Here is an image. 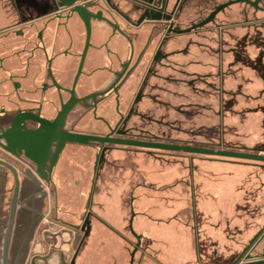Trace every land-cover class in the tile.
Instances as JSON below:
<instances>
[{
  "label": "flooded vegetation",
  "instance_id": "af4514ba",
  "mask_svg": "<svg viewBox=\"0 0 264 264\" xmlns=\"http://www.w3.org/2000/svg\"><path fill=\"white\" fill-rule=\"evenodd\" d=\"M193 1L0 0V134L14 128L17 131V127L22 133L34 131L41 127V122L55 124L61 119L63 132L189 145L157 134L168 125L157 119L156 107L170 106L164 100L171 84L191 87L207 82L209 77L200 69L199 72L187 69L188 64H204L203 49L206 54H214L219 65V49L204 43L205 35L218 33L220 29L215 20L218 13L203 17L200 22L208 20L204 25H186L188 16L192 19L198 11V5L218 1ZM255 2L258 6L264 0ZM75 149L94 152L92 179L100 152L103 157L96 178L113 152L126 149L171 152L97 142L66 143L48 187L54 183L60 161L63 158L73 161L80 155ZM9 160L27 167L41 180L35 173V164L23 152L17 157L0 146V165L5 166ZM88 222L90 225L87 214L82 225L56 218L42 232L54 225L57 229L52 234L60 230L68 235L67 253L72 251L73 243L77 249L88 239ZM75 225L84 230L74 228ZM263 231L253 243L255 248L264 243ZM28 232L29 229L25 230L20 238L15 264H30L33 257L30 246L24 245ZM37 245L44 251L41 242ZM46 255L49 264H75V255L67 258L63 249L56 248L38 255L37 263L45 264L42 258Z\"/></svg>",
  "mask_w": 264,
  "mask_h": 264
},
{
  "label": "crops",
  "instance_id": "0c3cea01",
  "mask_svg": "<svg viewBox=\"0 0 264 264\" xmlns=\"http://www.w3.org/2000/svg\"><path fill=\"white\" fill-rule=\"evenodd\" d=\"M123 156V151L111 153L100 167L86 212L89 237L75 253V264H220L252 239L253 230L264 229V164L213 157L165 163ZM72 160L60 161L53 185L55 208L73 220L76 201L65 200L62 193L81 165L78 158ZM6 165L46 193L30 169L14 160ZM132 237L142 253L129 252Z\"/></svg>",
  "mask_w": 264,
  "mask_h": 264
},
{
  "label": "rangeland",
  "instance_id": "374dc122",
  "mask_svg": "<svg viewBox=\"0 0 264 264\" xmlns=\"http://www.w3.org/2000/svg\"><path fill=\"white\" fill-rule=\"evenodd\" d=\"M210 1L213 0L208 2ZM215 1L218 2H215V4L213 2L204 3L203 6L198 5V11L196 10L193 13L192 19L191 15L188 16L189 19L186 20V25H204L205 21L200 22L203 17L207 16L208 13H218L215 20L220 29L218 33L205 35L204 43L212 46L213 49H219V65H217V57L209 52L206 54V50L203 49V53H205L203 56V58L205 57L204 64L200 66L193 64L192 66L194 70L200 69L206 77H209L207 82L194 84L191 87L180 83L168 86V89H166L168 95L164 101L168 102L170 106L166 108L156 107L157 119L162 120L168 126L167 129L163 128L161 132L157 129L159 132L157 134L189 145L198 144L212 149L264 154V3L261 2L262 5L256 6L255 0H244L243 3L241 0ZM193 3H196V0ZM219 8L220 10H218ZM190 39L194 40V37ZM212 47L210 48L212 49ZM191 68L188 64L187 69ZM168 127L171 129H168ZM71 149L70 154H73L74 148L71 147ZM76 151L80 152V155L76 157L81 165L76 166L77 169L70 179L66 178L67 181L64 182L62 190L65 200L72 198V201H76L77 214L74 217L75 220L70 219L71 217L65 213L58 212L55 208L57 186L48 187L44 183L46 190L45 217L43 218V224L40 220L37 227L34 228L31 236L33 244H29L30 249L36 243L37 237L38 242L42 243L43 229H47L46 227L50 223H54L56 218L74 224L80 223V225L84 222L85 203L93 173L94 152L86 153L80 149ZM124 151L123 157L129 160L132 158L133 160L140 159L142 161L164 159L165 163L179 161L183 163V161H186L184 163L189 164L191 159L210 158L175 152H149L138 149H126ZM113 153L116 154V152ZM222 160L227 161L223 158ZM68 195L71 196L68 197ZM74 196L77 198L75 199ZM263 230H253L252 239H247L248 243L241 247L237 246L236 252L229 256L232 259L223 260L220 264H234L240 258L241 261H244L245 255L249 253H251V259L263 257L264 248L262 245L255 248V244H253L256 237H261L259 234ZM60 232V230H57L52 236L56 242L52 239L43 242L44 251L49 252L50 249L55 248L58 250L63 249L67 254V258L75 255V253L77 254L80 246L76 249L75 243L71 246L70 251H72L66 253L69 247L66 246L65 241L69 240V237L66 234L59 235ZM172 248L175 249L176 247ZM135 249L136 240L133 238L129 252ZM90 251L94 254L92 246ZM161 251H163V247H161ZM137 252L142 253L138 249ZM69 253L71 254L68 255ZM53 261L56 262V259Z\"/></svg>",
  "mask_w": 264,
  "mask_h": 264
},
{
  "label": "water",
  "instance_id": "95a60500",
  "mask_svg": "<svg viewBox=\"0 0 264 264\" xmlns=\"http://www.w3.org/2000/svg\"><path fill=\"white\" fill-rule=\"evenodd\" d=\"M218 10H220V8ZM214 14L212 16H214ZM211 18L212 17L209 19ZM206 22H208V20ZM61 124L62 121L60 119V121L55 124L41 122V127L34 131L26 130V132L22 133L20 132L19 127H17V131L16 128L8 130L7 132L0 134V146L6 152L17 157L23 152L27 159L35 164V173L41 181L47 185L51 184V174L66 143L79 145H87L89 142H97L102 145L106 143L120 144L144 149L182 152L191 155L264 164V154L260 153L194 147L191 145L123 140L110 138L109 136L101 137L95 135L73 134L63 132L61 130ZM102 157L103 155L101 152L96 156L94 175L91 190L85 206L84 217L91 207L96 173ZM45 208L46 195L43 189L7 165H0V264H15L14 254L19 251L21 246L20 238L22 237L23 232L28 229L30 230V233L28 232L29 234L27 235V242L24 243V245H29L34 228L44 213ZM89 226L88 222L86 227L87 231L90 228ZM74 228L79 229L81 227L75 225ZM56 229V226L51 225L50 230L44 231L42 235V243L50 241L51 239L56 242L52 237L54 234L51 233ZM81 229L84 230V227ZM59 235H62L61 232ZM138 247L139 241L137 242L136 249ZM44 253L45 251L40 250V247L36 244L31 251L33 257L30 264H38L36 261L37 256ZM48 256L49 255H46L42 258L45 264H49ZM60 257L62 260V253H60ZM234 264H264V254L261 259H251V255L247 254L244 261H241L240 258Z\"/></svg>",
  "mask_w": 264,
  "mask_h": 264
}]
</instances>
